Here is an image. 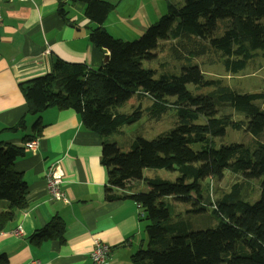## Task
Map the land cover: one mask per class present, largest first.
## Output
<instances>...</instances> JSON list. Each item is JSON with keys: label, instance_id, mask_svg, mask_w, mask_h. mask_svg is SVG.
<instances>
[{"label": "trees", "instance_id": "16d2710c", "mask_svg": "<svg viewBox=\"0 0 264 264\" xmlns=\"http://www.w3.org/2000/svg\"><path fill=\"white\" fill-rule=\"evenodd\" d=\"M69 1L84 4L85 18L95 25L89 41L99 51H108L109 61L97 70L56 61L50 74L20 86L28 110L8 130L25 131L28 116L35 117V123L22 145L0 144V202L7 204L0 209V233L17 211L27 208V185L14 163L26 155L25 145L41 136L40 114L50 108L74 111L86 130L107 137L140 120L139 109L131 115L118 111L137 93L152 99L150 110L158 113L167 110L168 99H175L177 125L153 140L136 138L127 153L114 142L102 143L101 165L108 180L105 200L133 201L141 211L139 221L145 223L141 247L146 257H132L133 264H264V96L236 93L221 80L206 79L192 64L206 50H214L226 72L235 74L259 52L264 58V0H164L166 13L135 41L114 39L105 30L114 5ZM64 8L60 2L63 20ZM164 47L179 63L176 73L160 64V70L152 67ZM201 90L207 91L196 93ZM234 112L243 120L235 121ZM227 129L243 131L253 141L218 146L216 140L225 137ZM173 168L179 175L174 181L142 177L146 169L173 172ZM225 171L241 182L213 201L205 192L206 181L221 179ZM138 179L146 191H133L130 184ZM251 181L259 184L255 200L249 199ZM194 197L202 201L200 209H208L217 220L214 229L192 230L189 219L177 220L180 215L171 214L175 211L171 202L188 204ZM63 232L64 222L56 216L29 239L36 246L63 242ZM7 262L0 255V264Z\"/></svg>", "mask_w": 264, "mask_h": 264}, {"label": "crops", "instance_id": "0c3cea01", "mask_svg": "<svg viewBox=\"0 0 264 264\" xmlns=\"http://www.w3.org/2000/svg\"><path fill=\"white\" fill-rule=\"evenodd\" d=\"M99 1L114 5L104 28L121 41L137 40L166 13L164 0ZM60 2L64 3L65 20L58 12ZM93 28L84 16L82 2L0 0V144L22 145V139L32 133V116L26 118L25 131L8 130L28 110L21 85L28 87L36 78L50 74L56 61L84 64L91 70L103 67L109 52L90 43ZM39 118L44 128L35 139L36 148L26 147V155L14 163L27 185V208L17 211L0 233V255L7 257L6 264H92L95 238L110 246L106 264H133L132 257L144 259V225L139 221L138 205L130 200H105L108 180L101 165L105 138L86 130L80 116L71 110L50 108ZM55 164L63 173L61 191L66 202L54 200L48 193L47 173ZM144 173L143 178L160 177L157 171L150 176ZM130 185L134 192L145 187L141 179ZM6 208L0 202V209ZM56 216L64 222V241L33 245L29 238Z\"/></svg>", "mask_w": 264, "mask_h": 264}, {"label": "rangeland", "instance_id": "374dc122", "mask_svg": "<svg viewBox=\"0 0 264 264\" xmlns=\"http://www.w3.org/2000/svg\"><path fill=\"white\" fill-rule=\"evenodd\" d=\"M264 23V19H263ZM139 39V38H138ZM166 46V45H165ZM214 50H206L205 56H200L197 59L192 60L193 65L199 66L200 70L204 73V77L208 80H221L225 85L229 86L236 93H257L264 96V58L259 52L258 56L251 58L246 65L239 71L234 73L226 72L221 63L219 54H216ZM170 52L163 49V53L160 54L159 60L154 62L155 66H152L156 70H160L159 64L165 66L163 70L176 73L177 61L169 56ZM170 57L171 60L168 58ZM185 64L187 61L184 62ZM188 89L194 90L192 86H188ZM207 90L196 91L201 94ZM142 94V93H141ZM175 99H168V108L165 112L161 111L153 112L150 110L153 104V100L139 94H133L131 99L118 108L120 113L131 115L137 109L141 112V118L138 122L132 125H124L117 132L104 137L105 141L114 142L118 145L120 150L124 153L130 151L131 142L136 138H142L145 140H153L159 135L169 132L177 125V109L173 106ZM244 116L240 113L234 112V120H243ZM253 137L245 132L234 131L227 129L225 137L220 140H216L217 145L229 144L232 142H238L243 144H249L253 141ZM263 140V137L259 139ZM34 141V140H33ZM32 143V141L28 142ZM27 145V144H26ZM173 172L168 170H152L146 169L144 175H152L157 171L158 175L162 179L170 181L176 180L179 176L176 173L175 168ZM208 187L206 193L211 194V199L215 201L223 192H228L230 186L234 183L241 182V178L233 175L229 171H225L221 179H211L207 181ZM250 186L253 188V194H251V200H255L258 194L259 184L258 181H251ZM144 192L145 187H141ZM204 196L206 194L203 193ZM174 206V210L171 214L180 215L177 220H187L193 223L192 230H200L199 232L210 231L217 225V220L211 217L208 209H200L202 201L197 197H194L188 204H179L177 202H171ZM145 227V223H142ZM145 233H143V238Z\"/></svg>", "mask_w": 264, "mask_h": 264}, {"label": "built area", "instance_id": "2783aa9c", "mask_svg": "<svg viewBox=\"0 0 264 264\" xmlns=\"http://www.w3.org/2000/svg\"><path fill=\"white\" fill-rule=\"evenodd\" d=\"M8 2L19 1L22 3H27L31 0H6ZM37 146V140L32 141V143H27L26 147L30 150H34ZM50 170L47 173V189L50 197L54 200L64 201L65 196L61 191V185L63 183V173L58 164L51 165ZM110 246L102 242L100 239H93V246L90 253V260L92 264H106V261L110 254Z\"/></svg>", "mask_w": 264, "mask_h": 264}, {"label": "water", "instance_id": "95a60500", "mask_svg": "<svg viewBox=\"0 0 264 264\" xmlns=\"http://www.w3.org/2000/svg\"><path fill=\"white\" fill-rule=\"evenodd\" d=\"M108 61H109V55L107 54V55L104 56L103 64H104V65L107 64Z\"/></svg>", "mask_w": 264, "mask_h": 264}]
</instances>
